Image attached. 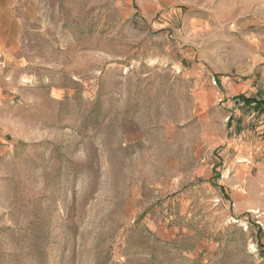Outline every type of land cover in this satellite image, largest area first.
Wrapping results in <instances>:
<instances>
[{
  "label": "rangeland",
  "instance_id": "374dc122",
  "mask_svg": "<svg viewBox=\"0 0 264 264\" xmlns=\"http://www.w3.org/2000/svg\"><path fill=\"white\" fill-rule=\"evenodd\" d=\"M263 104L264 0H0V264H264Z\"/></svg>",
  "mask_w": 264,
  "mask_h": 264
},
{
  "label": "trees",
  "instance_id": "16d2710c",
  "mask_svg": "<svg viewBox=\"0 0 264 264\" xmlns=\"http://www.w3.org/2000/svg\"><path fill=\"white\" fill-rule=\"evenodd\" d=\"M243 100H244V101H246L247 103H250V102H252V101H251V99H246V98H243ZM259 104H262V102H261V103H259ZM263 105H264V104H263Z\"/></svg>",
  "mask_w": 264,
  "mask_h": 264
}]
</instances>
